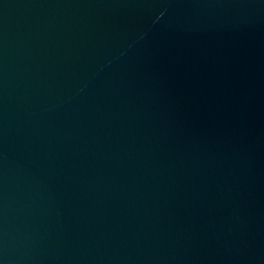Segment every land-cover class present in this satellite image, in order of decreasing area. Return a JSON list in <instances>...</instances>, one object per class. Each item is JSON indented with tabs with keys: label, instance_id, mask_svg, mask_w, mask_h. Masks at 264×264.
<instances>
[{
	"label": "water",
	"instance_id": "95a60500",
	"mask_svg": "<svg viewBox=\"0 0 264 264\" xmlns=\"http://www.w3.org/2000/svg\"><path fill=\"white\" fill-rule=\"evenodd\" d=\"M0 264H264V0H0Z\"/></svg>",
	"mask_w": 264,
	"mask_h": 264
}]
</instances>
